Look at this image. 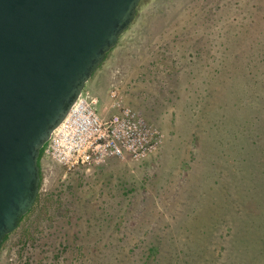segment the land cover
<instances>
[{"label": "rangeland", "instance_id": "1", "mask_svg": "<svg viewBox=\"0 0 264 264\" xmlns=\"http://www.w3.org/2000/svg\"><path fill=\"white\" fill-rule=\"evenodd\" d=\"M163 134L150 157L67 171L0 264H264V0H141L85 88L110 85Z\"/></svg>", "mask_w": 264, "mask_h": 264}, {"label": "water", "instance_id": "2", "mask_svg": "<svg viewBox=\"0 0 264 264\" xmlns=\"http://www.w3.org/2000/svg\"><path fill=\"white\" fill-rule=\"evenodd\" d=\"M141 0H0V245L33 207L40 152Z\"/></svg>", "mask_w": 264, "mask_h": 264}, {"label": "built area", "instance_id": "3", "mask_svg": "<svg viewBox=\"0 0 264 264\" xmlns=\"http://www.w3.org/2000/svg\"><path fill=\"white\" fill-rule=\"evenodd\" d=\"M109 96L112 112L104 116L98 95L83 89L52 131L43 156L70 171L109 158L137 162L154 154L163 141L161 131L123 101L117 82L110 85Z\"/></svg>", "mask_w": 264, "mask_h": 264}, {"label": "trees", "instance_id": "4", "mask_svg": "<svg viewBox=\"0 0 264 264\" xmlns=\"http://www.w3.org/2000/svg\"><path fill=\"white\" fill-rule=\"evenodd\" d=\"M107 55H108V53H107ZM107 55H106V57H107ZM42 156H43V149H42L41 152H40V156H39V160H38L39 168H40V163H41ZM41 180H42V172H41V170H40V181H41ZM39 186H40V183H39ZM38 196H39V195H37V198H36V199H38ZM30 211H31V210H30ZM30 211H29V212H30ZM29 212H28V213H29ZM28 213H27V214H28ZM27 214H26V215H27ZM26 215H25V216H26ZM25 216H23V217L21 218V220H22ZM21 220H20V221H21ZM8 236H9V234L5 236L3 242L8 238ZM0 247H1V245H0Z\"/></svg>", "mask_w": 264, "mask_h": 264}, {"label": "crops", "instance_id": "5", "mask_svg": "<svg viewBox=\"0 0 264 264\" xmlns=\"http://www.w3.org/2000/svg\"><path fill=\"white\" fill-rule=\"evenodd\" d=\"M92 92H93L94 94H96L95 91L92 90ZM96 95H97V94H96Z\"/></svg>", "mask_w": 264, "mask_h": 264}]
</instances>
